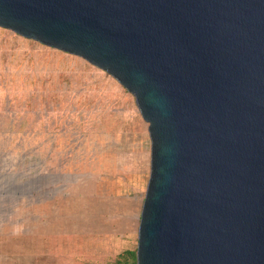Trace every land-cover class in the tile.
Segmentation results:
<instances>
[{"label": "water", "instance_id": "obj_1", "mask_svg": "<svg viewBox=\"0 0 264 264\" xmlns=\"http://www.w3.org/2000/svg\"><path fill=\"white\" fill-rule=\"evenodd\" d=\"M0 27L134 96L151 140L136 264H264V0H0Z\"/></svg>", "mask_w": 264, "mask_h": 264}, {"label": "rangeland", "instance_id": "obj_2", "mask_svg": "<svg viewBox=\"0 0 264 264\" xmlns=\"http://www.w3.org/2000/svg\"><path fill=\"white\" fill-rule=\"evenodd\" d=\"M148 126L110 74L0 27V175L23 170L30 192L39 179L45 196L44 232L23 240L28 264L132 262Z\"/></svg>", "mask_w": 264, "mask_h": 264}, {"label": "crops", "instance_id": "obj_3", "mask_svg": "<svg viewBox=\"0 0 264 264\" xmlns=\"http://www.w3.org/2000/svg\"><path fill=\"white\" fill-rule=\"evenodd\" d=\"M36 183V191L30 192V180L23 170L20 177L0 175V264H28L29 256L22 254L23 240L26 239L28 244L30 230L44 232L43 183L39 179ZM34 221L36 228L30 229V222Z\"/></svg>", "mask_w": 264, "mask_h": 264}, {"label": "trees", "instance_id": "obj_4", "mask_svg": "<svg viewBox=\"0 0 264 264\" xmlns=\"http://www.w3.org/2000/svg\"><path fill=\"white\" fill-rule=\"evenodd\" d=\"M125 253L132 256V262H125V264H136V251H128ZM125 253L123 255H125Z\"/></svg>", "mask_w": 264, "mask_h": 264}]
</instances>
